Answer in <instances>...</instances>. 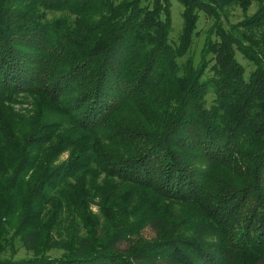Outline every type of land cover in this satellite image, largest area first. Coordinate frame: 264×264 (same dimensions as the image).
Segmentation results:
<instances>
[{
  "label": "trees",
  "instance_id": "obj_1",
  "mask_svg": "<svg viewBox=\"0 0 264 264\" xmlns=\"http://www.w3.org/2000/svg\"><path fill=\"white\" fill-rule=\"evenodd\" d=\"M178 1L0 0V264H264V0Z\"/></svg>",
  "mask_w": 264,
  "mask_h": 264
},
{
  "label": "rangeland",
  "instance_id": "obj_2",
  "mask_svg": "<svg viewBox=\"0 0 264 264\" xmlns=\"http://www.w3.org/2000/svg\"><path fill=\"white\" fill-rule=\"evenodd\" d=\"M259 2L258 0H253L251 5L249 6L246 11L240 7H229L227 9L228 13V20L231 22H237L242 20L245 16L253 14L257 8H258ZM182 12H183V6L178 0H172V21H173V29H172V38L176 40L181 33V29L183 26V17H182ZM199 13V19H198V24H197V32H199L198 35L195 36L194 38V44L192 47V53L195 55V58L198 60L200 58V53L202 50V47L206 41V36L208 29L212 25V20L210 19L209 15L205 11H198ZM61 13H55L51 14L50 17L53 16H59ZM237 57L239 61L243 64L245 71H246V77H249L251 72L254 70L255 65L253 62L250 60L244 58L242 54L239 52L237 53ZM69 151L63 152L58 159H56L55 164H60L63 160H66L69 157ZM181 211L185 210H190L191 207L189 206H181L179 207ZM93 210L96 211L97 207H93ZM84 223L83 221L79 220V216H76L74 220H68L66 222V227L64 228V234L69 233V231L72 230H78L80 232L84 231ZM156 229L154 224H149L142 232V237L143 238H150L156 235ZM12 233V232H11ZM54 235H57L56 232H53ZM50 252L56 253V254H61L63 250H51ZM33 253L32 250L26 248L21 240L16 237L14 239V249L9 248L7 252L5 253L6 256H11L14 255L16 257H22V256H29Z\"/></svg>",
  "mask_w": 264,
  "mask_h": 264
}]
</instances>
